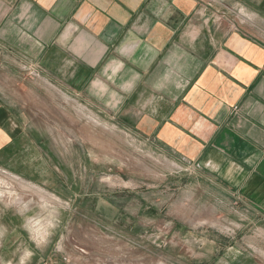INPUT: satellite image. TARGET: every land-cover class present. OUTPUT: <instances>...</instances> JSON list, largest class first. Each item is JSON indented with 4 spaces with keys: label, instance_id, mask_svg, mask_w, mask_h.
I'll return each instance as SVG.
<instances>
[{
    "label": "crops",
    "instance_id": "1",
    "mask_svg": "<svg viewBox=\"0 0 264 264\" xmlns=\"http://www.w3.org/2000/svg\"><path fill=\"white\" fill-rule=\"evenodd\" d=\"M58 96L75 136L54 129ZM102 125L156 154L164 175H188L179 213L194 211L195 196L213 199L202 217L181 214L195 223L197 264L213 259L205 240L221 232L242 240L223 264L264 259V0H0V168L91 206L100 223L99 179L86 181V155L70 143L97 144ZM140 206L146 223L148 201ZM4 247L1 233L0 259ZM138 251L127 264H175L165 248L154 263Z\"/></svg>",
    "mask_w": 264,
    "mask_h": 264
},
{
    "label": "rangeland",
    "instance_id": "2",
    "mask_svg": "<svg viewBox=\"0 0 264 264\" xmlns=\"http://www.w3.org/2000/svg\"><path fill=\"white\" fill-rule=\"evenodd\" d=\"M61 104V97L58 96L52 111L57 124L54 129L63 133L68 130V135L75 136V128L61 125ZM45 113L49 115V112ZM109 130L108 126H101L100 141L97 144L86 137L84 142L70 143L74 150L86 155L79 159L90 171L86 181L95 179L97 182L99 179L100 189L91 192L100 194L102 200L100 223L92 222L93 217L97 216L93 214L96 212L92 211L91 206L84 205L79 209L70 207L54 192L41 187L46 194H53L61 202L46 200L40 197V187L37 188L39 193L31 191L23 187L24 183L16 181L14 176L0 170V216H4L5 226L3 232L0 225L5 246L0 264L11 263L13 259L15 263L25 264H75V260L79 264H127L134 257L130 256L129 248H137L139 257L140 251L147 249L150 263L163 257L159 252L165 248L164 259L175 264H197L189 256L187 245L190 239L188 233L194 230L195 223H190L178 211L181 203L188 205L187 200L190 199L188 186L185 187L188 185V175H164L167 167L153 158L156 154L145 148L141 152L139 148L127 143L121 132ZM88 154L99 157L91 159ZM22 181L30 186H39ZM114 183L116 186H109ZM197 197L191 202V210L194 211L188 213V206L180 208L185 213L182 215L192 214L195 218L210 213L211 210H205L209 208L204 206V200L212 205L213 199L204 195L196 201ZM143 200H147L149 206L146 223H142L140 218V204ZM222 211L223 214L229 213L228 210ZM247 229L245 241L251 242L254 239V228L250 226ZM223 230L226 236L232 234V230L237 231L234 226L231 230ZM205 241H211L207 249L214 254L213 259L212 256L208 258V264H223L219 260L224 257L222 252L226 250L225 247L236 248L242 243L241 240L235 246L222 232L212 234ZM260 242L264 245V241ZM257 258L251 256L245 264L264 263L262 257Z\"/></svg>",
    "mask_w": 264,
    "mask_h": 264
},
{
    "label": "bare ground",
    "instance_id": "3",
    "mask_svg": "<svg viewBox=\"0 0 264 264\" xmlns=\"http://www.w3.org/2000/svg\"><path fill=\"white\" fill-rule=\"evenodd\" d=\"M95 125V124H94ZM91 126H93L92 124H91ZM123 158V157H122ZM126 159H128V158H126ZM127 161V160H126ZM160 164V163H159ZM16 178V177H15ZM16 181H21L22 182V184H23V187H25V188H27V189H31V191L33 190V191H35L36 193H39V190H37V188H39L40 186H36V185H28L27 183H25L24 181H22V179H18V178H16ZM26 184V185H25ZM29 187H28V186ZM41 188V187H40ZM36 189V190H35ZM40 191H42V192H40L39 194H40V197H42V198H45L46 200H51V201H61V200H59L58 198H56V197H54L53 196V194H51V195H48V194H46V192L45 191H43L42 190V188H41V190Z\"/></svg>",
    "mask_w": 264,
    "mask_h": 264
},
{
    "label": "built area",
    "instance_id": "4",
    "mask_svg": "<svg viewBox=\"0 0 264 264\" xmlns=\"http://www.w3.org/2000/svg\"><path fill=\"white\" fill-rule=\"evenodd\" d=\"M0 170H1L2 172L6 173V174H10V173L7 172L6 170H3V169H1V168H0ZM10 175H12V176H14V177H16V178H18V179H21L20 177H18V176H16V175H13V174H10ZM57 202H61V201H57Z\"/></svg>",
    "mask_w": 264,
    "mask_h": 264
}]
</instances>
